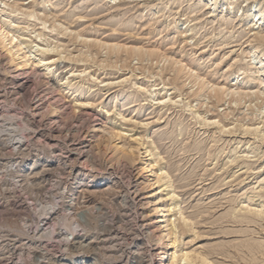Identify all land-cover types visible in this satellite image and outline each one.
<instances>
[{
  "label": "rangeland",
  "instance_id": "374dc122",
  "mask_svg": "<svg viewBox=\"0 0 264 264\" xmlns=\"http://www.w3.org/2000/svg\"><path fill=\"white\" fill-rule=\"evenodd\" d=\"M108 1L0 0V9L15 15L5 24L24 28L11 33L27 41L32 61L40 58V49L55 60L50 68L21 75L0 51V264L157 263L159 246L151 240L157 227L146 199L150 190L144 189L150 173H140L136 159L116 163L105 145V126L123 133L121 145L161 154L154 167L170 172L184 216L195 218L181 244L184 251L237 243L246 229L250 242L263 244L254 257L264 264V98L251 96L237 106L227 98L217 103L205 91L194 99L189 95L195 88L183 79L172 83L174 72L163 61L125 54L115 60L94 44L171 48L174 57L184 48L186 63L190 58L199 64L196 70L210 84L230 85L238 76L244 86L253 73L251 51H264L253 34L264 27L260 22L251 30L248 15L240 14L264 11V0L231 6L219 0L216 7L206 5L208 0H154L147 10L142 0L118 7ZM27 9L32 21L15 18ZM174 21L189 24L186 41L173 29ZM249 86L253 92L262 88L259 78ZM75 102L88 105L77 108ZM245 206L263 216L238 225L234 221ZM225 212L234 223L209 225ZM221 228L235 235H213Z\"/></svg>",
  "mask_w": 264,
  "mask_h": 264
},
{
  "label": "bare ground",
  "instance_id": "6f19581e",
  "mask_svg": "<svg viewBox=\"0 0 264 264\" xmlns=\"http://www.w3.org/2000/svg\"><path fill=\"white\" fill-rule=\"evenodd\" d=\"M125 1L126 0H117V3H115V0H114L113 1L114 6L118 7L119 5L125 3ZM153 1L154 0H142L139 2H144L146 4V6L144 8H145V10H147V9H150L153 7L152 4H149L150 2H153ZM176 1H180V0H172V3L176 2ZM236 1L237 0L231 2V0H226V4H227V2H229L228 5L231 6L234 2L236 3ZM247 1L248 0H243V2H247ZM46 2L47 1H45V3ZM106 2L109 3L110 1L106 0ZM47 3H49V2H47ZM218 3H220L219 0H208L206 5L209 4L210 7H216L218 5ZM145 4H143V5H145ZM166 5H167V3H166ZM166 5H164V7L161 8V11H164L166 9ZM14 8H15V6H14ZM228 8L229 7H227V6L225 7V4L222 5V11L223 12H226V10ZM248 9L249 10H245V11L242 10L240 17H242L244 14L248 15L247 16L248 17L247 22H248V24H251V28H252L251 30H253V28L256 27L257 24L260 22H261L260 26L264 27V11H260V10L252 11L250 8H248ZM26 11H28V9L25 10L24 12H26ZM239 11H240V8H238L237 13ZM20 12H21V8H20ZM13 13H14L13 11H11V13L10 12L6 13L5 11L0 9V51H1V53L4 54V56L8 60V63L13 66V69L15 70V72H20L21 75L26 74L28 70L35 72L36 69H39L41 67L50 68L52 65H54L55 60H52L49 57L50 55L48 53V49L47 50L40 49L39 50L40 58L36 59L35 61H32V59H31L32 56H30L32 52H30V51L26 52L25 51V48H26L25 43L27 41L23 40V39L19 40L16 37H14V35L11 33L13 31L21 30L23 28V27H19L18 25H10V24L6 25L5 24V22H7L8 18H14L15 15L13 16ZM20 17H15V18H17L18 20H22V22H23V20L31 19L33 17V13L31 12V9H30V12L23 13V14H21ZM47 17L45 20H47ZM41 18H42V15H41ZM50 18H52V17H50ZM32 19H31V21H32ZM38 19H40V17ZM45 20H43L40 23V25H43V30H47L46 29L47 27L48 28L51 27L50 25L45 27V23L47 22ZM184 22H185V20H184ZM253 22H254V25H252ZM173 23H174L173 29H175V32L178 33L180 37H183V42L186 41L187 36L190 35L189 31H191L190 29H188L189 24H188V26L184 27V25L187 23H185V24L181 23V25H177L175 21ZM37 25H38V23H37ZM59 25H62V24H59ZM59 25H57V26L59 27ZM228 26H230V27H228L229 28L228 30L233 31V27L230 24V22H229ZM260 26H258V27H260ZM53 27H55V25ZM60 27L62 28V26H60ZM258 27H256V28L259 29ZM39 29H41V28H39ZM62 29H63L62 31L64 32L65 29H68V28H66V25H65V29L64 28H62ZM61 32L59 31L58 33H61ZM47 33H49V32H47ZM65 33H66V31H65ZM229 33H231V32H229ZM76 34H74V35H76ZM149 35H150V33H149ZM41 36H42L41 34H37L35 36V38L38 39V38H41ZM135 36H137V35H135ZM253 36H254V40L256 41V43L258 45L259 44L264 45V30L258 31L257 33H254ZM76 38H79L78 34L76 35ZM71 39L73 41H76V40H74L75 36H74V38H71ZM94 44L96 46H98V48L100 47V49L101 48H104L103 50L106 49L108 51L107 52L105 50L107 52V54L109 53L108 56L113 55L115 57L113 59H115V60H116L117 56L119 57L120 55L125 54V57H126L125 59H127L129 57H131V58H133V57L139 58L140 57V58H142L141 60L143 61V57H145L146 59L152 58L153 61H154V59H155V61L158 59L160 61H163V64L164 63L167 64V69H171L172 71L171 70L170 71L174 72L173 78H171L172 83L175 84L177 82H181V80L183 79L184 80V81L182 80L183 82L188 81V83L191 84V87L195 88L194 92L191 93L192 95H189L191 97H194V99H195V97L198 98L202 94L205 95L206 94L205 91L206 92L209 91L207 93V95L209 94L210 97L212 96L217 101V103H220V101H222L224 98H227L229 101L228 102L229 104L233 103L234 105H237V106H239L242 101L245 102L246 98H250L251 96L252 97L255 96L254 99L255 98L259 99L260 97L264 98V90L261 91V89L264 88V51L261 52V54H256L257 53L256 48H255V50L251 51L255 56L253 59V63L251 64V69H250L251 71H253V73L246 77L245 82H243L244 86H240L239 81H238V79H239L238 76L235 77L233 80L231 79L232 81H230L231 82L230 85H226V84L221 85L219 83L218 84H216V83L210 84L208 79L206 80V78H204L205 76L203 75L204 77H202V75H201L202 73L200 74V72H198L196 70L197 67L199 66V64L194 63L193 62L194 60L193 61L189 60L190 58L187 60V63H186L187 58H183L184 57L183 56L184 48H181V47H180L181 51H180L179 57L178 56L174 57V56H172L173 51L171 52V50H172L171 48H169L167 50L163 49V51H162V49L160 47H156V46L154 47L151 45H150L151 47H144V46L143 47H140V46L139 47H137V46L133 47V45H132V47H130V46H126L124 44L119 45L118 43L109 45V43L100 42V41L99 42L94 41ZM170 44L174 46V43L173 44L170 43ZM93 47H91V48H93ZM51 51H53V49H51ZM95 51H98V49ZM49 52H50V50H49ZM106 58H107V56H106ZM147 60H150V59H147ZM117 61H118V59H117ZM214 74H215V72H214ZM255 74L257 76H253ZM257 78H259V84H260V87L262 86V88L259 89L258 91L253 92L252 90H250L251 88L249 89V87H250L249 85H253V83L256 81ZM260 78H262V79H260ZM45 80H47V79H45ZM60 86H63L62 82H61ZM171 87H173V86H171ZM191 87H190V89H191ZM178 90H179V88H178ZM76 91L78 92L79 88ZM210 97H207V98L209 99ZM159 103L164 104V101L162 100L161 102H158L157 104H159ZM74 104L77 105L76 106L77 108H81L82 105L83 106L88 105V102H75ZM49 108H50L51 113L56 112V107L53 104H50ZM52 116H54V115H52ZM202 120L203 119H201V121ZM105 127H106V128H104L105 129L104 130L105 135H106L105 145H106V147H108V145L111 146L110 147L111 151L116 155V158H117L116 163L118 162L119 159L123 160L124 162H132V163L136 159L140 162V169H139L140 173H144V174L150 173L149 177H151V179H147L145 181V188L144 189L150 190L148 192L146 199H147V204H150L151 207L153 208L152 209L153 212H152V214H150V216L151 217L153 216V219H154L153 224H154V226L157 227L156 234L153 237H151V240L158 244L157 245V246H159L158 250H160V253H158V255H157L159 260L157 261L156 264H239L240 262H241L240 264H242V263L243 264H257L256 263L257 259H255L254 256L258 252L263 250V244L253 243V241L250 242L251 239L249 240V238H248L249 235H248V232L246 229L245 230L242 229L241 233H240L244 239H241L237 243H233L232 241H221L219 243H213V244L207 245L206 247L203 248V252H196V250L184 251V249L181 247V244L184 240L185 235L189 234V232L192 230V226L195 224V223L193 224L192 220L195 218H194V215L184 216V213L181 210L180 200H179L178 196L175 194V191L173 189V184L171 182L170 174H169L170 172H168L164 166L160 167L158 165L159 166L158 169H156L154 167V163L157 164V163H159L160 160H162V158L160 157L161 154H159L158 152H152V150L149 149L148 147H145L143 149V152H139V151H137V147L135 145H126V144L121 145V143L118 141L122 139L123 133L118 129L115 130L114 127H110V126H105ZM101 132H103V131H101ZM140 140L141 139L135 138L134 142L139 143V142H141ZM151 146H152V144H151ZM155 149H156V147H154V145H153V150H155ZM149 156L151 157L149 160L145 159L146 157H149ZM143 158L145 159L144 163H142L140 161ZM152 170H153V173H151ZM241 212L242 213L239 214V219H235L237 221H234L233 220L234 218L233 219L231 218L230 213L228 215V213L225 212L226 214H222V216L213 219L212 222L209 223V225L217 226L218 224L221 225L222 223H234L235 222V223H238V225L244 224L245 226H248L250 223L256 222L258 220V217L260 218V216L263 213L262 210H260V209L252 210L249 206H245L243 208V211H241ZM231 215H232V213H231ZM232 217H235V216L233 215ZM196 218H198V217L196 216ZM219 230L220 231H216V232L214 231L213 235H216V237H217L218 234H220V235L222 234L223 239H225V238L228 239V238H231L229 236L235 235V232H233L227 228H221ZM210 231H212V230H210ZM213 235H211V236H213ZM194 236H196V235H194ZM196 237L198 238V236H196ZM196 237H192V238L196 239ZM189 243H191V241H189ZM218 255H220L223 258V261L217 262V261L213 260L214 256L218 257ZM237 260L240 262L238 263ZM260 264H262V263H260Z\"/></svg>",
  "mask_w": 264,
  "mask_h": 264
}]
</instances>
